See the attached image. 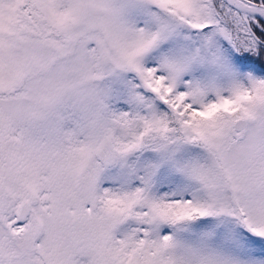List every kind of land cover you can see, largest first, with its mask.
Segmentation results:
<instances>
[{
    "label": "snow or ice",
    "instance_id": "1",
    "mask_svg": "<svg viewBox=\"0 0 264 264\" xmlns=\"http://www.w3.org/2000/svg\"><path fill=\"white\" fill-rule=\"evenodd\" d=\"M0 264H264V0H0Z\"/></svg>",
    "mask_w": 264,
    "mask_h": 264
}]
</instances>
